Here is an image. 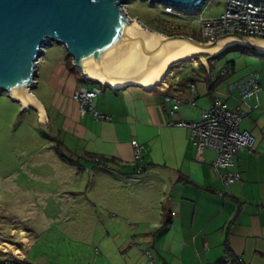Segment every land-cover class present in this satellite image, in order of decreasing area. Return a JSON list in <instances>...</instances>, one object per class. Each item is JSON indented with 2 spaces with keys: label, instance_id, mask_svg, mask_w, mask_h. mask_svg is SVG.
<instances>
[{
  "label": "crops",
  "instance_id": "0c3cea01",
  "mask_svg": "<svg viewBox=\"0 0 264 264\" xmlns=\"http://www.w3.org/2000/svg\"><path fill=\"white\" fill-rule=\"evenodd\" d=\"M220 58H211L209 69L199 68L209 76L205 82H201L197 68H192L189 73L184 69L175 70L176 76L169 81L174 74L171 70L160 85L150 89L143 86L118 91L102 88L94 104L111 117L102 122L81 116L72 98L76 90L88 87L81 75L68 70L67 64L52 73L53 95L49 106L61 116L59 124L62 126L58 130L63 132L67 153L87 157L79 167L105 170L126 179L140 177L144 181L134 187L137 195L156 187L159 203L150 205L153 209L147 208L150 212L132 204L125 205L135 207L132 215L114 209L126 220L124 229L117 223L111 226L116 228L113 230L116 239L124 242L120 248L128 252V264H150V259L153 264H225L230 256L237 258L240 264H264V76L260 73L264 64L254 62V70L238 74L232 61L235 76L230 79L229 70L218 67ZM42 62L43 58L38 76ZM224 69L227 74L222 77ZM183 71L186 73L177 74ZM252 73L260 74L262 80L260 106L250 111L240 130L254 138L253 153L239 152L233 170L241 175V181L226 185L215 175L211 165L215 154L209 152L205 162L197 161L189 129L170 122H196L218 98L229 109H236L240 105L239 95L230 94L228 87ZM213 77L217 81L210 86ZM35 97L45 109L49 122L47 105ZM165 97L180 103L179 110L172 116L162 111ZM251 104L254 106L255 100L252 99ZM133 141L143 146L140 164L134 157ZM95 157L112 161L105 162L109 169L96 167ZM139 166L144 171L138 174ZM150 177L153 183L148 181ZM221 193L223 197L219 196ZM156 219L157 222L153 221ZM133 243L147 244L149 249L139 253V245L135 247ZM103 256L108 258L110 254L105 250ZM21 258L28 262L25 254L22 253Z\"/></svg>",
  "mask_w": 264,
  "mask_h": 264
},
{
  "label": "rangeland",
  "instance_id": "374dc122",
  "mask_svg": "<svg viewBox=\"0 0 264 264\" xmlns=\"http://www.w3.org/2000/svg\"><path fill=\"white\" fill-rule=\"evenodd\" d=\"M227 1L207 0L202 12L186 13L188 32L199 33L192 20L200 15L206 19L221 16ZM123 10L131 19H138L157 33L159 26L171 28L183 24L168 17L163 5L148 1L131 0ZM210 59L205 56V61L198 58L195 62L176 63L168 80L176 76L175 70L189 73L197 68L201 82H205L209 76L199 68L210 63ZM232 61L238 74L254 70V62L264 64V58L230 52L219 59L218 67L227 68L232 75L234 68L229 64ZM65 64L69 70L73 61L63 46L56 43L46 49L33 94L47 105L50 118L47 123L37 110L23 111L6 94L0 95V247H4L0 248V257L15 253L11 249L15 247L30 264H128V252L120 248L124 242L116 239L113 235L116 228L111 225L126 227L122 215H132L135 208H126V204L141 206L146 213L153 210L150 205L159 203L156 187L137 195L134 187L140 185L143 180L140 177L126 179L105 170H83L62 161L57 150V140L63 143V132L58 130L62 119L49 102L53 95L52 73ZM185 71L177 74L183 75ZM73 73L80 77L77 70ZM260 73L264 76V69ZM85 85L89 89L101 88L86 82ZM63 152L77 158L73 153ZM148 181L153 183V178ZM116 208L123 214L116 213ZM133 244L139 245V253L149 249L147 244ZM105 250L110 254L108 258L103 256Z\"/></svg>",
  "mask_w": 264,
  "mask_h": 264
},
{
  "label": "water",
  "instance_id": "95a60500",
  "mask_svg": "<svg viewBox=\"0 0 264 264\" xmlns=\"http://www.w3.org/2000/svg\"><path fill=\"white\" fill-rule=\"evenodd\" d=\"M129 1L0 0V95L6 94L23 111L37 110L47 123L33 91L39 62L56 43L65 48L84 82L113 91L141 86L163 65L192 51L241 45L264 55V39L230 35L205 43L159 34L124 12ZM143 1L196 11L207 2Z\"/></svg>",
  "mask_w": 264,
  "mask_h": 264
},
{
  "label": "built area",
  "instance_id": "2783aa9c",
  "mask_svg": "<svg viewBox=\"0 0 264 264\" xmlns=\"http://www.w3.org/2000/svg\"><path fill=\"white\" fill-rule=\"evenodd\" d=\"M194 11L196 10H178L164 6V13L174 17H183L186 13ZM196 12H202V8ZM192 24L199 28V34L205 43H213L221 37L230 35L264 39V0H228L221 16L206 19L200 15L192 20ZM205 66L209 69L208 64ZM226 74L227 70H222L221 76L224 77ZM216 81L217 78L213 77L212 83ZM261 81L260 74L252 73L229 85V93L239 95L240 105L236 109H229L218 98L213 107L201 115L200 120L188 123L170 122L171 125L189 129L197 161L205 162V156L209 152L215 154L211 165L215 175L226 185L241 181V175L233 170L239 152L248 150L253 153L254 138L248 132L241 131L240 125L245 118H248L250 111L260 106ZM101 88L89 89L83 86L73 93L72 98L78 104L81 116H90L101 122L111 119L110 116L100 112L94 104L95 99L102 92ZM163 88L165 89V85ZM191 88L194 90L195 86L192 85ZM252 99L255 100L254 106L251 104ZM179 108L178 101L165 97L162 106L165 114L172 116ZM132 146L135 160L140 164L143 159V146L137 141H133ZM93 162L96 164L98 160L95 159ZM143 171L144 168L139 166L138 174ZM219 196L224 195L221 193ZM0 264L29 263L20 258V255L12 253L10 256L0 257ZM150 264H153L152 259H150ZM225 264H232V260L225 259Z\"/></svg>",
  "mask_w": 264,
  "mask_h": 264
},
{
  "label": "trees",
  "instance_id": "16d2710c",
  "mask_svg": "<svg viewBox=\"0 0 264 264\" xmlns=\"http://www.w3.org/2000/svg\"><path fill=\"white\" fill-rule=\"evenodd\" d=\"M168 17L172 18L174 20V22H182L183 24L182 27L179 25H175V26H171V28H166V27H162V26H159V29H156V31H158L159 33L161 34H164L166 36H185V37H189L195 41H198V42H204V40L202 39V37L200 36V34H190V32H188V24H187V16H183V17H174V16H169L167 15ZM186 22V23H184ZM186 27V30L185 28ZM230 52H241L242 54H246V55H250V56H254V57H260V58H264V55H260V54H257L255 53L252 49L248 48V47H245V46H241V45H237V46H233V47H230V48H227L226 50H224V52H222L221 54H219L218 56H216V58H219V57H222V56H225L227 53H230ZM230 65H232V62H229ZM209 65V68L211 67V65L208 63ZM70 69L72 71H76L74 69V67L72 66V64H70ZM204 67V66H202ZM205 68V67H204ZM206 69V68H205ZM215 82L210 83V85H214ZM58 144H57V150L59 152V156L61 157L62 161L67 163V164H70V165H77V166H80L81 164V161L83 159H87L86 158H82V157H77V158H74L72 156H67L63 150H66V147L65 145L57 140ZM88 157L92 158L93 156L92 155H89ZM97 159L98 160V163H96V167L98 168H101V169H109V167L106 165L105 162L107 163H111L112 161H109V160H105L103 158H98V157H95L93 158V160ZM226 251L228 253H230V248L228 245H226ZM229 255V254H228ZM231 260H232V264H240L238 259L237 258H234L232 256H230ZM26 261V260H25ZM27 262V261H26ZM29 263V262H27ZM30 264V263H29Z\"/></svg>",
  "mask_w": 264,
  "mask_h": 264
},
{
  "label": "bare ground",
  "instance_id": "6f19581e",
  "mask_svg": "<svg viewBox=\"0 0 264 264\" xmlns=\"http://www.w3.org/2000/svg\"><path fill=\"white\" fill-rule=\"evenodd\" d=\"M225 49H223V50H208V51H192V52L183 54L181 56H178V57L174 58L173 60L169 61L168 63H166L165 65H163L161 68H159L155 73H153L150 77H148L140 85L143 86L144 88H147V89H150L154 86H158L161 84L164 76H166L170 72L172 64L179 62V61L195 62V59H198V58L205 61L204 60L205 56L215 57V56L221 54ZM25 243L27 244V240ZM0 248L4 249V247H0ZM11 249L14 250L17 255H21V252L18 248L11 247Z\"/></svg>",
  "mask_w": 264,
  "mask_h": 264
}]
</instances>
